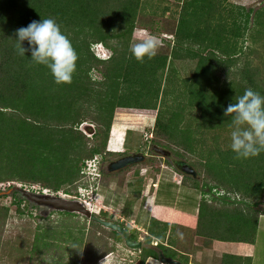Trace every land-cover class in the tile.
<instances>
[{
	"label": "trees",
	"instance_id": "obj_1",
	"mask_svg": "<svg viewBox=\"0 0 264 264\" xmlns=\"http://www.w3.org/2000/svg\"><path fill=\"white\" fill-rule=\"evenodd\" d=\"M191 1L192 9L195 0ZM141 2L0 0V185L37 186L40 191L79 197L75 190L83 178L86 162L96 156L105 160L117 155L107 151L117 109L156 111L151 133L153 146L202 161L207 137L205 133L197 137L188 131L198 126L214 133L232 129L231 116H225L228 105L235 103L248 88L264 95V6L253 11L232 5L228 0H217L216 12L223 10L214 19V34L225 33L227 42L217 44L215 41L208 45L195 42L204 51H186V57L197 59V65L192 75L181 78L173 65V61L180 58V51L156 53L143 63L131 58V41ZM186 4L179 14V27ZM45 18L56 20L78 55L70 84L56 85L46 67L32 64L29 53L22 57L17 52L16 31ZM226 23L230 24V29ZM226 30H230L229 35ZM185 40L187 45L194 44L193 34ZM248 42V47L243 48ZM94 45L109 50V58H97L91 50ZM22 46L26 48L27 42ZM258 46L262 53L255 57ZM93 73L100 79H95ZM84 123L94 125L93 130L85 128L92 133L91 137L79 130ZM219 137L215 133L211 139L215 150H219L217 153L223 149ZM197 141L200 144L195 146ZM225 150L222 160L217 158L207 164L196 162L203 177L217 187H223L219 179L230 178L229 184L233 186H224L226 190L239 192L246 201L261 203L264 152L258 157L237 160L230 146ZM238 177L242 181L240 188L236 184ZM21 202L14 201L18 214H22ZM9 212L0 205L1 241ZM90 225L107 231L95 223ZM167 228L168 225L151 219L145 239L149 245L153 239H158L157 249L164 255L170 252L163 245ZM107 232L115 242L123 243L119 234ZM100 233L96 231L93 239L87 241L89 248L100 245L102 239L96 237L101 236ZM110 250H102L103 254L94 259L95 263ZM9 253H13L12 247ZM17 255L21 257L22 252ZM148 258L158 259V253L143 248L134 264H145Z\"/></svg>",
	"mask_w": 264,
	"mask_h": 264
},
{
	"label": "rangeland",
	"instance_id": "obj_2",
	"mask_svg": "<svg viewBox=\"0 0 264 264\" xmlns=\"http://www.w3.org/2000/svg\"><path fill=\"white\" fill-rule=\"evenodd\" d=\"M186 2L187 4L184 8L185 15L183 16L184 19L180 24V31L194 33V43L205 42L204 44L208 45L214 44L215 41L217 42V44H220L221 42H227L224 38L225 33L221 32L218 34H214V19L219 16V14H221L223 10V8H220L216 12V9L218 8L217 0H195V5L193 4L192 6L193 10L190 8L192 1L187 0ZM230 3L235 6L238 5V7H244L246 10L250 9L253 11L264 6V0H257L254 2L231 0ZM224 15L225 14H223V16ZM140 21H142L143 23V21H147V19H141V17L138 16L137 23ZM150 23L152 24L151 21ZM151 24L149 26H151ZM226 25L227 29L231 28L229 23H226ZM151 28H155V25L153 24ZM226 32L228 35L230 34V30H226ZM178 38L184 37L178 35ZM158 39L160 43L157 49V53L170 54L171 51H180V58L173 61V65L178 76H180L181 78H185L192 75L193 70H195L197 65V59H188L186 57V51L181 50L176 37L172 38L171 40H166L161 37ZM137 42L140 41H135L133 39L131 41V46ZM248 45L249 42L244 44L243 48L248 47ZM100 46L94 45L92 46L91 50L98 56H101V51H109L103 46V49H101ZM261 53L262 48L258 46L255 57H257L258 55L261 56ZM106 55L109 56V53H106L105 56L101 57H106ZM255 63L257 64L258 60H255ZM92 75L95 79H100L99 75H97L96 73H93ZM155 117L156 111L117 109L114 113V119L112 122V133L109 136V140L112 139V147L117 149H119L120 146L122 147V143L124 142L123 137L126 132H128L127 138H125L126 141L124 144V149H126L127 152H131L134 154L138 153L141 150V154L143 152L145 157L144 161L139 164L128 166L127 168L111 174H107V171L104 168V171L99 178H96V176L94 175V170H88V176L81 179V182L76 185L78 189L75 190L77 191V195H82L80 198L77 197L78 200L84 203L86 207L89 208L92 212H100L101 216L106 217L107 219L111 220V222H115L129 231H135L136 237L140 238L142 240V243L144 244L146 241L144 239H146L147 235L144 227L142 226L143 219H141L140 217V222L137 223L136 215L141 214V212H146L143 207L147 205V199L149 197H152L154 191L159 188L158 185H160L162 181L167 180L170 182L168 185H165L162 182L160 187V198L164 200L165 203L173 205L174 200L176 199L177 201L175 203V206L177 208H182L183 210H187L188 212L194 210V207L192 206L195 204L194 199L197 196L190 189L184 187V190H182L183 195H179L178 197L172 194L174 192L176 193V191L174 190L178 189L179 187H183L185 183L188 184V182L193 181L192 178H190V175L183 174L182 171H180L179 167H175L173 163L175 161H181L185 163V165H189L193 168L196 173V177L204 176L201 173L202 171L200 170L198 164L196 163L200 161L199 158H191L192 156H186L185 158H183L174 154V152L170 151L169 149H165V151H167L169 155L163 157L154 151V146L151 142V133L154 127ZM85 126L91 127L90 129L93 130L94 125L90 123H84L79 127V130L82 133H84L87 137H90L92 134L86 132ZM231 131L232 129L224 130L223 132H215L220 136V148H223L219 153H217L219 150H215L214 141L211 140L215 135L214 132L210 131L208 128L205 129L200 126L195 127L191 132L188 131V134L191 133L192 135H194L195 133L197 137L200 136V133H205L207 137L208 145L205 148L206 153H202L205 158L200 161L199 164H207L209 163L208 161L214 162L217 158L222 160L223 157L226 156L227 150H225V148L230 146ZM181 134L183 136H186V134L183 132H181ZM195 143V146L200 144L198 141ZM197 150L200 151V148H198ZM107 151H111L109 150V144L107 146ZM113 157L110 156L109 158ZM97 158L99 157L97 156ZM109 158H106L105 160H103V162L107 161ZM99 161H101V157L99 158ZM106 165L107 163L104 166ZM219 180L222 182L223 185L221 186L223 187L233 186V183L229 184L230 178L226 177L225 179L222 178ZM240 183L242 185V181L238 177L236 184L239 186V188ZM20 189L26 190L29 193H46L53 196L57 195L50 193L47 190L40 191V188L37 186L28 188L26 186L22 187V185L16 183L0 185V205L7 207L10 210V217L4 227V240H0V260L7 259L5 250H8L11 247L13 248L14 254H20L23 251H27L29 247L28 244L33 237L32 233L38 228L40 229V234H37L36 238L39 241L37 250H39L38 253L41 255H43L42 250L44 241L48 240L49 237H52L53 235H56L55 238L58 237V239L65 240L70 246H73L74 251L78 249L83 242V233L81 232V235H79V232L74 234V231H72V225H77L76 223H80V225H82L81 227L86 230L85 233L88 234L87 241L89 242L91 241V239H93L92 237L94 236V233L96 231L101 232V236H96L98 238L101 237V241L107 243V239H111L109 237V232H104V230H101L100 228L92 227V225H89L91 222H89L85 217L78 214H71L70 218L69 214H60L58 212L53 213V211H47L45 208L28 201ZM138 190H141V192L138 193ZM157 191H159V189ZM58 195L69 199L72 198L64 195L62 192L58 193ZM14 201L15 203L22 201L19 205V209L22 211V214H18V209L17 206L14 205ZM127 206H131L130 209L135 208L133 211L134 213L131 211V215H128ZM45 212H47L46 215L48 216L44 214ZM49 214H52L51 217ZM153 214L157 216L156 212H154ZM66 217L70 219L67 220ZM62 219H64V221ZM130 234L133 236L132 233ZM183 235L185 234L183 233L182 236ZM187 236H190V234H188ZM261 238L264 239V231ZM46 242L48 243V241ZM57 242H59V240ZM35 245H37L36 240L34 243H32V247H34ZM86 245L88 246V249H85L84 255L87 254V260L85 258L82 263L87 262V264H89L92 262V260L94 261L96 257L103 254L102 250H108V247L105 244L103 246L104 249L100 250V252L98 251L100 245H95L94 248H89L88 243ZM152 245L155 244L152 242L149 246L151 247ZM191 247L192 246L189 245L188 249L191 250ZM89 249H91L92 252L89 251ZM139 253L140 252L137 250L134 251L127 249L124 246V243L121 242L119 243L118 248L115 249V255L113 256V259L111 261L113 262V264H134L139 260ZM17 258L18 260H20L18 264H21L22 256ZM12 260H9L8 264H10ZM145 264L163 263H160L159 258H148Z\"/></svg>",
	"mask_w": 264,
	"mask_h": 264
},
{
	"label": "crops",
	"instance_id": "obj_3",
	"mask_svg": "<svg viewBox=\"0 0 264 264\" xmlns=\"http://www.w3.org/2000/svg\"><path fill=\"white\" fill-rule=\"evenodd\" d=\"M141 1L138 16L141 19L146 18L147 21L137 23L133 34L135 41H141L146 34L166 40L176 37L181 50L204 51L198 44L187 45L188 42L185 39L191 32L180 31L179 23L181 18L179 14L181 8L187 3V0ZM242 1L254 2L257 0ZM230 2L231 0H228V3ZM150 24L151 26L154 24L155 28H151ZM178 35L184 38H178ZM126 137L124 135L122 147L120 146L121 149L119 148L117 152L124 150ZM111 151L114 152V150ZM191 178L193 181L188 182L189 184L187 185L181 184L184 186L174 190L176 193L172 194L177 197L183 195L182 190H184V187L195 193L197 197L194 199L193 211L188 212L182 208H177L175 206L176 199L172 205L165 203L160 198L161 183L163 182L165 185L170 183L166 180L158 185L159 191L157 189L154 191L152 197L147 199V205L143 207L146 212L136 215L137 223L140 222V217L143 219L142 226L145 232L151 219L168 225L163 245L170 249L169 255L166 256L162 250L157 249V244L160 243L158 239H153L155 245L151 247L146 243H142V249H153L157 253L158 251H162L166 258L174 260L179 264H185L184 261H187L188 264H264V239L261 238L264 231V194L261 203L258 204L256 200L246 201V198L242 199L243 197L239 192H230L224 187L214 186V183L202 176ZM140 192L141 190H138V193ZM130 208L131 206L127 208L128 215H131V211L133 212L135 209ZM55 212L53 211V213ZM154 212L157 213V216L153 214ZM58 213L63 214L64 212ZM44 214L46 215L47 212ZM69 217L71 218V215ZM66 218L67 220L70 219ZM62 220L64 221V219ZM76 224L72 225L74 234L79 232V235H81V232L83 233V242L78 249L74 251L73 246H70L65 240L58 239V237L55 238L56 235H53L44 241L43 255L39 254V250H37L39 241L36 239L37 234H40V229L38 228L32 233L33 237L28 244L27 251L22 252L21 264H87V262L82 263V261L85 258L87 260V254L84 255V251L88 249L86 245L88 234L85 233L86 230L81 227L80 223ZM130 233L133 234V240L142 242L140 238L136 237L135 231H130ZM183 233L185 235L182 236ZM188 234L190 236H187ZM146 235L148 236L147 232ZM35 240L37 241V245L32 247V243ZM58 240L59 242H57ZM99 242V252L102 250L101 245L103 243L111 250L99 259L97 263L92 260L89 264H113L111 260L115 255V249L118 248L119 243L115 242L112 238L107 239V243L104 241ZM189 245L192 246L191 250L188 249ZM112 248H114V251H112ZM142 249L137 251L141 252ZM171 251H174L175 254ZM13 253H9V249L5 250L7 259L0 260V264H8L9 260L12 259L15 260H12L10 264H18L20 260H18L17 254L9 257V254Z\"/></svg>",
	"mask_w": 264,
	"mask_h": 264
},
{
	"label": "clouds",
	"instance_id": "obj_4",
	"mask_svg": "<svg viewBox=\"0 0 264 264\" xmlns=\"http://www.w3.org/2000/svg\"><path fill=\"white\" fill-rule=\"evenodd\" d=\"M15 41L18 54L25 57V53H29L30 62L46 67L56 85L72 82L78 55L71 41L62 33L60 25L54 18L34 20L26 27L19 28L16 31ZM24 42H27L26 48L22 46ZM159 43L158 37L146 34L140 42L131 46V58L140 63H143L145 58L151 60L157 53ZM100 47L103 49L102 46ZM101 52V56L104 52L105 54L109 53L110 56L109 51ZM95 55L102 60L109 58V56L108 58L98 56L96 53ZM226 115L231 116L230 149L234 153L235 159L247 160L258 157L264 152V95L251 88L246 89L243 95L236 99L235 103L228 105L225 110ZM109 152L120 154L123 151ZM100 163L101 161H99ZM98 167L99 165L97 166L99 174Z\"/></svg>",
	"mask_w": 264,
	"mask_h": 264
},
{
	"label": "water",
	"instance_id": "obj_5",
	"mask_svg": "<svg viewBox=\"0 0 264 264\" xmlns=\"http://www.w3.org/2000/svg\"><path fill=\"white\" fill-rule=\"evenodd\" d=\"M154 151L163 157L169 155L167 151L160 149L158 147H154ZM144 158L145 157L141 154L123 158L122 160L111 165L112 169H110V172L112 173L118 172L124 168H127L128 166L139 164L144 161ZM182 173L190 175L191 177L195 176V172L188 165L184 166ZM20 190L28 201L45 208L47 211H56V212H64V213L81 215L85 217L89 222L95 223L106 230L114 231L118 233L122 237L124 246L127 249L134 250V251L142 249V242L133 240L125 228L121 227L120 225L116 223L105 221L99 218L97 215L92 214L90 210H88L77 199L65 198L58 194L56 196H53V195L46 194V193H43V194L29 193L26 190H22V189ZM158 257H159L160 263L179 264L174 260L166 258L163 255L162 251H158Z\"/></svg>",
	"mask_w": 264,
	"mask_h": 264
},
{
	"label": "flooded vegetation",
	"instance_id": "obj_6",
	"mask_svg": "<svg viewBox=\"0 0 264 264\" xmlns=\"http://www.w3.org/2000/svg\"><path fill=\"white\" fill-rule=\"evenodd\" d=\"M140 154H141V150H140L138 153H135V154H134V153H131V152H127V150L124 149L122 153L115 155L113 158H109L107 161H104V162H103V159H101V163L99 164V167H98L100 177H101V175H102V173H103V171H104V168L106 169V171H107L106 173H107V174H111L112 172H110V169H112V166H111L112 164H114V163H116V162L122 160L123 158H127V157H129V156H134V155H140ZM141 155L144 156L143 152H142ZM106 163H107V165L104 166ZM173 165H174L175 167H179L180 171H182L183 168H184V166H185V163H183V162H181V161H175V162L173 163ZM113 173H115V172H113ZM97 216H98L99 218L105 220V221H108V220H109V219H107L106 217L101 216L100 213H98ZM109 221L111 222V220H109ZM113 223H115V222H113ZM116 224H117V223H116ZM126 230H127V229H126ZM127 231H129V230H127ZM129 235H130L131 238H132V235L130 234V231H129Z\"/></svg>",
	"mask_w": 264,
	"mask_h": 264
},
{
	"label": "built area",
	"instance_id": "obj_7",
	"mask_svg": "<svg viewBox=\"0 0 264 264\" xmlns=\"http://www.w3.org/2000/svg\"><path fill=\"white\" fill-rule=\"evenodd\" d=\"M103 56H105V54L103 53L102 54ZM104 58H108V55H106V57H104ZM99 165V158H97V157H95L93 160H91V161H88V162H86V164H85V167H84V169H83V171H82V176L83 177H87L88 176V170H94V175L96 176V178L97 177H99V174H98V172H97V166ZM82 196V195H81ZM81 196H79L78 198H80ZM77 198V197H76ZM75 198V199H76ZM78 198H77V200H78ZM83 198H84V196H83ZM78 201H80V200H78ZM81 202V201H80ZM82 203V202H81ZM84 204V203H83ZM85 205V204H84ZM86 206V205H85ZM89 209V208H88ZM90 210V209H89ZM90 212H92L91 210H90ZM99 212H95V211H93L92 212V214H98Z\"/></svg>",
	"mask_w": 264,
	"mask_h": 264
},
{
	"label": "bare ground",
	"instance_id": "obj_8",
	"mask_svg": "<svg viewBox=\"0 0 264 264\" xmlns=\"http://www.w3.org/2000/svg\"><path fill=\"white\" fill-rule=\"evenodd\" d=\"M111 133H112V132H111ZM111 141H112V139L109 140V150H114V152H117L118 149L112 147V142H111Z\"/></svg>",
	"mask_w": 264,
	"mask_h": 264
}]
</instances>
